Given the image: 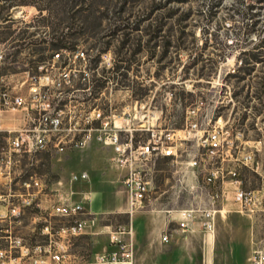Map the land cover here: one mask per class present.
Returning a JSON list of instances; mask_svg holds the SVG:
<instances>
[{
    "label": "rangeland",
    "instance_id": "1",
    "mask_svg": "<svg viewBox=\"0 0 264 264\" xmlns=\"http://www.w3.org/2000/svg\"><path fill=\"white\" fill-rule=\"evenodd\" d=\"M32 1H0V114L26 113L32 128L47 129V140L30 152L9 153L16 131L0 129V157H10L9 174L0 173V248L17 255L14 239L46 242L45 224L53 238L66 237L74 218L51 212L56 188L73 190L74 199L99 189L102 212L76 217L89 223L69 235L74 261L90 264L107 248L109 232L131 219L122 183L127 168L107 135L116 131L119 141L131 136L138 144L153 128L173 133L167 143L173 154H156L150 194L134 213L145 224L144 238L163 219L151 212L157 206L208 205L217 194L215 206L224 209L213 233L198 221L182 231L176 220L159 233L194 240L165 242L163 264H249L264 248V202L252 213L240 211L235 192L264 194V0H84L71 23L60 0ZM54 35L75 48L54 52ZM247 52L256 59L243 60ZM15 97L24 101L17 109ZM88 131L90 140L75 146ZM213 132L219 145H203ZM171 158L178 160L176 173ZM82 171L89 178L71 183V173ZM174 174L179 193L172 191ZM33 177L45 184L34 188V203L32 187L23 184ZM27 192L30 202L23 203L20 194ZM13 204L18 213L8 212Z\"/></svg>",
    "mask_w": 264,
    "mask_h": 264
},
{
    "label": "built area",
    "instance_id": "2",
    "mask_svg": "<svg viewBox=\"0 0 264 264\" xmlns=\"http://www.w3.org/2000/svg\"><path fill=\"white\" fill-rule=\"evenodd\" d=\"M24 101L21 97H15L12 102V108L23 105ZM99 117L100 113L97 112ZM107 121L103 123L104 127ZM195 127V124L191 125ZM147 140L143 143H134L132 137L125 141H119L116 131L109 132L107 137L113 149L118 155L117 160L126 166V175L122 180L123 189L127 200V211L131 215L139 209L146 196L151 190V172L154 164V156L158 152L169 154L171 151L167 143L173 139V133L170 131L162 132L153 128H148ZM47 129H37L31 126L23 128L16 132L8 141V151L10 152H30L43 146L46 143ZM90 132L83 133L82 137L75 142V146L85 145L90 140ZM202 144H208L213 147L219 145L216 134L210 133L202 140ZM58 150H62L63 146L53 144ZM244 160L250 158L243 157ZM10 157H0V173L9 174ZM89 175L87 172H72L69 179L70 182L87 180ZM25 187H32V203L35 202V192L41 191L45 184L40 178L33 177L31 181L23 183ZM36 188V191L34 190ZM56 197L51 205V212L54 215L66 218H74V223L67 227L69 233L66 237L60 239L53 238L50 233L49 225L45 224L43 231L47 230L48 240L44 243H36L26 245L21 239H14V246H17L19 253L17 255L7 254L6 250L0 248V264H86L76 263L74 255L70 252L69 235H78L85 231L89 223L88 218H76L81 214L87 213L86 203L89 202V194L82 193L79 199L73 198V190L63 193L60 188H56ZM25 196L22 200L29 203L30 193L20 194ZM217 194L211 196L208 205H195L193 207H185L179 211L178 228L182 231H189L194 223L198 221L201 226L211 233L215 228V217L218 208L215 206ZM235 199L240 206V211L252 213L260 208L264 202V194H259L256 190L244 191L237 188ZM20 207L12 205L8 209L9 213H18ZM68 236V237H67ZM108 247L93 254L90 264H135V252L133 242L132 226L125 224L120 225L117 229L109 232ZM161 240L168 241L167 233L162 234ZM249 264H264V248L256 249L250 257Z\"/></svg>",
    "mask_w": 264,
    "mask_h": 264
},
{
    "label": "crops",
    "instance_id": "3",
    "mask_svg": "<svg viewBox=\"0 0 264 264\" xmlns=\"http://www.w3.org/2000/svg\"><path fill=\"white\" fill-rule=\"evenodd\" d=\"M13 109H17V107H15ZM30 126H31V122L29 121V117L24 112H19L14 117L3 116V114H0V129L1 130H5L8 132H10L11 130H14L17 132L23 128L30 127ZM169 149L171 152L167 155L173 154V150H172L173 147H169ZM161 153L164 154L163 152H161ZM155 160H156V157L154 156V164L152 167L151 178L153 177V173L155 170V162H156ZM169 164H170V166L174 167L173 171H174V173H176L178 171V168H177L178 167V160L171 158L169 161ZM175 178H176V175L174 174V180L171 184L172 191L175 193H179L180 187H178L177 182L175 181ZM222 181H224V180H222ZM240 182H241L240 180H238V179L236 180V183L238 184V186H239ZM158 187H159V184H158ZM89 192H90L89 193V202L86 203V205H85L87 213L88 214H97V213L102 212L103 204H104V202H103V200H104L103 191L97 189V190H91ZM149 194H150V192H149ZM147 196H146V198H147ZM126 203H127V200H126ZM180 209H182V208L175 209V206H173V209L166 208L165 206H163V207L157 206L155 211H151L153 213L163 215L162 216L163 219L158 220V222L156 223L155 226L149 227V229L153 230L154 232L153 233L150 232L151 234L149 233L148 237H146V238H144V233L140 232V230H142V227L145 226V224L143 222H138L140 215L139 214L135 215L134 214L135 212H133L130 215L131 219H130V222H128L127 224L131 225L132 230H133L135 264H163V262H164V243L165 242H163L161 240V235L159 233L161 231H163L164 229H166V224L171 222L172 220H176V222H178ZM223 209H224V204L221 207L218 206V211H221ZM126 211H127V209H126ZM173 211H177V212H173ZM166 213H169L168 219H165ZM164 233H167V232L164 231L163 234ZM167 235H168V241L167 242H169L170 245H172V247L178 246V245H182V246H186V245L191 246V244L194 245L193 239H178L177 241H175V240L171 239L170 234L167 233ZM188 252H190V250ZM186 264H192V262L187 260Z\"/></svg>",
    "mask_w": 264,
    "mask_h": 264
},
{
    "label": "trees",
    "instance_id": "4",
    "mask_svg": "<svg viewBox=\"0 0 264 264\" xmlns=\"http://www.w3.org/2000/svg\"><path fill=\"white\" fill-rule=\"evenodd\" d=\"M60 1H61V5L63 6L62 11H63V13H65L67 15L69 22L71 23V22H74L73 19H78L77 16H78L79 12H82V10H81L82 5L85 4V1L84 0H60ZM5 2H8L9 6L35 4L34 1H32V0H5ZM39 9L41 10L42 8H39ZM11 15H12L11 12L7 13L5 16H3V20L11 19ZM69 28H71V27L69 26L68 29ZM124 40L125 39H122L121 46L124 45V43H125ZM51 46H52L54 52H57L58 49H60V48H63L66 50H71V51L75 48L74 45H66L65 43H62L61 39H59V38L57 39V37L55 35H54V42L51 43ZM245 55H246V57L243 60L256 59L255 54L252 52L251 53L247 52ZM232 75H234V74H232ZM125 76H126L125 73H122V77H125ZM102 78H104V77H98V78L94 79L96 86H99V85L101 86L104 83V80ZM79 84L77 83V85H79ZM233 94H234V97L236 98L237 93H233ZM96 120H98V119H96Z\"/></svg>",
    "mask_w": 264,
    "mask_h": 264
}]
</instances>
